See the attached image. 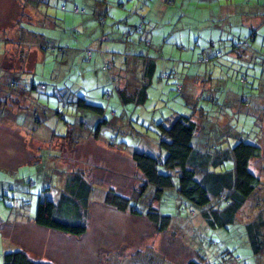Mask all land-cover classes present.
<instances>
[{
	"label": "rangeland",
	"instance_id": "374dc122",
	"mask_svg": "<svg viewBox=\"0 0 264 264\" xmlns=\"http://www.w3.org/2000/svg\"><path fill=\"white\" fill-rule=\"evenodd\" d=\"M102 2L111 7L100 24L94 8ZM248 5L254 13L264 0H0V130L6 134L9 123L2 116L28 122L19 129L11 122V139L0 136V152L19 158L0 160V264L4 253L18 250L52 264H264V248L255 253L245 226L264 219V29L245 55L226 53L258 28L252 19L233 24V13ZM257 17L262 22L264 13ZM103 35L108 41L100 48ZM129 54L152 58L155 72L145 100L124 105L116 87L139 86L143 77L140 58ZM205 57L209 62H197ZM79 98L102 107L103 116L77 108ZM179 115L196 123L195 148L214 171L232 167L228 150L239 141L261 149L251 161L261 186L226 228L208 226L172 191L156 201L132 159L133 152L162 158L159 126ZM102 119L108 123L94 139ZM74 173L87 183L86 201L69 180ZM109 189L142 199L140 210L146 203L158 208L170 225L158 231L144 214L117 211L105 203ZM63 193L88 213L82 236L34 223L39 198L57 202Z\"/></svg>",
	"mask_w": 264,
	"mask_h": 264
},
{
	"label": "trees",
	"instance_id": "16d2710c",
	"mask_svg": "<svg viewBox=\"0 0 264 264\" xmlns=\"http://www.w3.org/2000/svg\"><path fill=\"white\" fill-rule=\"evenodd\" d=\"M100 4L103 6L94 8L96 11L94 18L102 24L107 22V9L111 5L109 3L106 5L104 2ZM118 5L122 6L121 3ZM73 11L79 13L78 7L74 6ZM260 13H264V5L260 6L259 11L256 10L254 12L255 15H259ZM262 23L261 27H253L247 38L237 40V42L230 45V48L226 52L227 56H233L232 58L229 57L230 59L240 56V50L244 51V48L249 46V40L257 43V35L262 36L258 29H264V22ZM21 28L24 29L23 27ZM141 28V25L135 26L131 32L138 33ZM24 33L22 32V36ZM260 38H263L262 41L264 40V36ZM21 40H23L22 37ZM98 41L101 48V43L108 41V39L103 35ZM42 49H54V47L44 45ZM258 52L264 54L260 50ZM87 54L89 58H92L91 51ZM105 54L107 53L99 52L101 56ZM129 55H132L131 57L134 58H140L143 77L140 85L136 87L130 81L126 82L124 88L117 85L116 89L119 100L124 105L127 103L140 104L145 100L146 91L155 72V62L152 58H142L139 54ZM209 59L210 57H205V60L198 59L197 62H209ZM176 89L178 92H181L182 86L177 83ZM106 97L109 98L110 94L108 93ZM76 106L79 109L95 113L99 116H103L104 114L102 107L88 103L82 98L77 100ZM107 123L105 119L97 122L92 136L94 139L98 138L100 130ZM159 128V146L165 151V155L162 158L153 157L145 152H133L131 155L136 167L142 173L146 183L151 187V193L152 189H154L155 195L153 197L155 200L162 201L164 194L172 191L185 203L197 208L207 225L211 228L223 229L233 224L237 214L261 186L259 176L251 169V161L260 157L261 149L256 145L239 141L228 150L227 155L233 161L232 167L217 172L208 168V160L211 159L197 153L193 140L197 136L198 130L196 123L190 117L179 115L167 127L160 125ZM226 157V155L221 156L224 160ZM221 158L219 160L223 161ZM212 164H218V160L214 159ZM77 175L76 173L70 175L69 180L76 182L75 189L76 187L80 189L78 190L80 193L79 198L86 201L89 193L86 189L87 183ZM174 178H176V183L174 182ZM142 196L140 195L139 197L142 198ZM74 198L75 196L67 197L64 193L57 202L40 197L34 216L35 225L75 237L84 235L86 233L85 217L88 213H86L84 208L83 211L77 208L79 206L77 202L76 204L74 203ZM141 200H130L110 189L105 195V203L117 211L125 212L127 209H131L135 214H144L157 227L158 231L166 229L171 223V217L161 213L158 208L155 209L147 203L145 208L140 210L136 204L142 202ZM70 211L74 212L76 216L71 217ZM245 226L249 238L253 240L252 248L255 253L261 252L264 248V232L260 228L264 227V219L257 224L249 222ZM203 261V259L189 260L186 264H208ZM2 264L52 263L34 260L24 250H18L4 253L2 255Z\"/></svg>",
	"mask_w": 264,
	"mask_h": 264
},
{
	"label": "crops",
	"instance_id": "0c3cea01",
	"mask_svg": "<svg viewBox=\"0 0 264 264\" xmlns=\"http://www.w3.org/2000/svg\"><path fill=\"white\" fill-rule=\"evenodd\" d=\"M239 7V6H238ZM240 9H241V11H238V12H235V13H233V15H232V17L234 16V18H237L238 20L236 21V22H234L233 24L235 25V27H238V26H241L242 24H244L245 23V21L247 20V19H252V20H254V21H252L253 23H251L250 24V26L251 25H253V24H255L256 26H261L263 23L262 22H264V21H262V22H260L259 20L260 19H258V17H257V15H255L251 10V8H250V6L248 5L247 7L246 6H241V7H239ZM258 11L260 10V9H257ZM228 11H234L233 9H228ZM208 20V19H207ZM259 21V22H258ZM209 26H211L212 27V25H209ZM254 27V26H253ZM21 28V27H20ZM24 29H22L21 28V31L22 32H24L23 31ZM22 32H20V36H22ZM245 51H243V52H241L240 54L241 55H245V53H244ZM228 57H230V58H232L233 56L232 55H228ZM14 95H17L16 93L14 94ZM11 95H9L7 98H9ZM5 99H6V96L4 97ZM4 99V100H5ZM3 100V101H4ZM3 101H1V102H3ZM10 111V109H8V112ZM12 115V117H7V116H2L3 118H5L6 120H8V125H7V127H3V131H6L7 133L6 134H4V133H2L1 132V130H0V132L2 133L0 136L1 137H3V139L4 138H10L11 139V137H10V134H12V126L13 125H15L14 127L16 128V129H19V127H25V126H27L28 125V122H27V119H26V116L24 115V116H22V115H20V116H18V117H21L22 118V121H21V124H18L17 123V115H13V114H11ZM11 122H12V124L13 125H11ZM15 135H16V137H18L19 139H23L24 137L26 138V135L25 134H23V136L21 135V133H19L18 131H16L15 132ZM54 137H57V135L56 134H52ZM52 136V137H53ZM53 137V138H54ZM14 151H15V155H17V154H19L18 152H17V149L16 148H14ZM8 152L9 151H5V150H3V151H1L0 152V160H1V163H3L4 161H2V159H5L6 161H8L9 160V162H15V163H19V158L18 157H16V158H14V160H11V159H9L8 157L10 156V155H8ZM4 153H6V154H4ZM9 154H11L12 155V153H9ZM2 157V158H1ZM7 164V163H6ZM15 192V191H14ZM26 252V251H25ZM27 253V252H26ZM29 253V252H28ZM27 253V254H28ZM31 257V256H30ZM32 258V257H31ZM32 259H34V258H32ZM34 260H40V261H44V260H41V259H37L36 257H35V259ZM56 264V263H55Z\"/></svg>",
	"mask_w": 264,
	"mask_h": 264
},
{
	"label": "built area",
	"instance_id": "2783aa9c",
	"mask_svg": "<svg viewBox=\"0 0 264 264\" xmlns=\"http://www.w3.org/2000/svg\"><path fill=\"white\" fill-rule=\"evenodd\" d=\"M41 87V89L43 88V86H40Z\"/></svg>",
	"mask_w": 264,
	"mask_h": 264
}]
</instances>
